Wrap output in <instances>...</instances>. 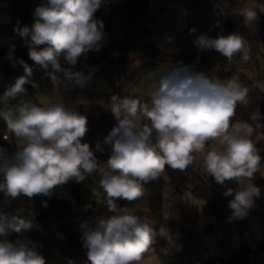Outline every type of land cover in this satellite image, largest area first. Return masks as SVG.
<instances>
[{"label": "clouds", "instance_id": "1", "mask_svg": "<svg viewBox=\"0 0 264 264\" xmlns=\"http://www.w3.org/2000/svg\"><path fill=\"white\" fill-rule=\"evenodd\" d=\"M103 5L104 0H41L31 29L14 28L24 39L29 58L57 90L86 86L90 77L63 67L61 59L75 67L81 56L86 59L90 52L100 50L104 24L95 13ZM231 13L241 17L244 25H255L264 13V2L249 0ZM194 43L201 51L219 52L229 65L237 56L244 62L251 56L249 41L239 33L202 34ZM14 50L11 45L6 58L13 66L22 65L25 74L16 77L0 96V118L6 125L4 140L15 137L20 143L11 158L0 146V193L11 199L51 198L59 185L98 175L95 194L112 215L100 217L81 236L90 264H142L144 256L154 251V224L138 215L137 209L119 207L116 201L141 200L146 194L144 185L163 176L166 166L184 171L195 164L197 156L202 157L206 177L221 186L237 183L235 189L224 192L234 197L228 203L229 221L247 217L261 195L254 180L264 163L252 137L255 129L264 127V116L257 108L250 114L254 124L234 119L238 105L249 103V87L239 75L209 78L191 66L176 65L164 71L149 91L150 105L128 96H112L110 111L116 124L104 140L111 146L110 156L106 164H100L95 151H103L101 143L94 151L82 142L88 131L87 117L63 99L40 104L28 98L26 85L37 88L38 84L31 79L33 69L23 59H14ZM43 206H48L46 201ZM39 228L32 209L0 212V264H45L36 242L7 239L11 233ZM173 247L182 249L168 237L162 251L167 255Z\"/></svg>", "mask_w": 264, "mask_h": 264}, {"label": "trees", "instance_id": "2", "mask_svg": "<svg viewBox=\"0 0 264 264\" xmlns=\"http://www.w3.org/2000/svg\"><path fill=\"white\" fill-rule=\"evenodd\" d=\"M187 6L188 12V29L185 38L183 50L177 55L165 53L156 46H152L145 42L146 39L152 37L155 31L148 28L154 16L151 13V4L149 0H104V5L97 10L95 18L103 21L104 35L108 37V41L102 44L98 52H90L85 59L81 56L75 67H71L61 59L63 67L71 68L73 72H80L85 77H103L108 83V100L111 101L112 96L119 98L131 97L145 102L143 99L134 94V86L139 77L147 70L166 66L172 68L176 65L191 66L197 72H203L209 78L226 79L232 74L239 73V61H241L249 70L253 69L254 75L244 71L239 73L240 79L249 87V103L247 105H238L236 109L235 120H250V114L257 108L262 116H264V13L259 14V20L255 25L246 26L241 17L231 13V9L235 6H243L244 0H183ZM6 3V8L10 11V21L0 23V76L10 78L16 75H24L23 66L18 62L13 66L12 62L6 57L11 45H15L14 59H23L30 67L36 65L28 56V48L24 39L14 31V28L27 26L29 29L35 23L37 17L34 16L35 8L41 3V0H0ZM264 2V0H261ZM195 29V32L192 31ZM239 33L249 41L251 48V56L247 62L235 57L232 64L226 63L221 67L216 66V60L224 57L219 52L201 51L198 49L194 41L202 34L210 37L218 35H228ZM133 49H141L146 52L155 54L158 58L149 63L138 66L131 74L127 82H122L121 76L127 70L128 54ZM116 53V55H114ZM199 59L198 63L197 60ZM35 69V70H36ZM34 72V71H33ZM49 84L53 86L50 78L46 77ZM4 81V80H3ZM54 87V86H53ZM55 88V87H54ZM56 89V88H55ZM57 90V89H56ZM65 104L73 107L80 114L85 115L88 119V131L84 136V140L95 151L97 142H100L103 151H95L98 163L106 164L111 151V146L104 144L105 137L108 135L116 121L111 112L95 107L80 110L77 106V97L80 95L79 86L71 87L68 91L62 92L57 90ZM264 124V119L261 120ZM264 136V127L255 129ZM4 134V133H3ZM0 146L7 149V155L11 158L17 151L18 144L15 141H5L0 137ZM188 174L181 179V182L187 184L193 195L199 199H205L210 212L217 218L232 213L228 207V203L233 196H225L224 192L228 188H220L212 185L204 175L191 165L187 168ZM74 181V180H71ZM167 184L162 178L150 181L144 186L150 192L148 197L150 200V209L153 213L159 215V194L160 190ZM67 188L74 195L78 202V206L73 208L66 198L62 188L57 186L51 198L37 195L31 198L33 210L36 216V222L44 228L43 238L45 240V261L51 258L55 249H58L63 258V264H90L87 258L86 249L82 246L81 230L87 227V219L90 215L103 212L95 208L92 203L86 200V193L83 190L82 182H67ZM181 190L180 186L178 187ZM5 197L0 193V202ZM47 202V207L43 206V202ZM116 203L123 207H132L136 201L129 202L118 199ZM253 208H260L264 211V207L257 200L254 202ZM109 211H106V216ZM58 220L60 238H54L48 229V224ZM162 220L159 221L160 225ZM247 219L236 220L235 226L229 235L235 236L244 233L246 230ZM159 224L154 226L156 235L160 230ZM211 227L207 228L210 229ZM201 231V233H206ZM193 234H196L195 231ZM20 234L11 233L10 241L18 239ZM210 264H264V246L260 245L256 251L242 250L235 254L224 256L221 259H215Z\"/></svg>", "mask_w": 264, "mask_h": 264}, {"label": "rangeland", "instance_id": "3", "mask_svg": "<svg viewBox=\"0 0 264 264\" xmlns=\"http://www.w3.org/2000/svg\"><path fill=\"white\" fill-rule=\"evenodd\" d=\"M172 3L167 7L163 14H155L154 28L156 33L155 39H159L162 45L172 42L174 39L178 40L182 46L185 44V38L188 29V12L187 6L183 0H166ZM249 0H244L243 5L248 3ZM151 9L154 12L161 11V6L158 7V0H150ZM7 4L0 2V23L10 21V11L6 8ZM170 38V39H169ZM108 41V37L103 35L101 45ZM2 41H0V44ZM154 46V45H152ZM161 49L159 46L155 45ZM162 50V49H161ZM264 52V48L262 49ZM163 51V50H162ZM165 52V51H164ZM166 53V52H165ZM158 57L141 49H133L128 54L127 70L122 74V82H127L134 70L144 63L153 62ZM199 59L196 63H198ZM171 69L166 66L153 68L145 71L138 79L134 86V94L143 99L145 103L150 105L149 91L153 89L158 82L160 75ZM253 70V69H251ZM35 83L38 84L37 88L31 85H26L28 88V98H32L35 102L46 104L56 99H62L59 92L49 84L43 69L39 66L34 72ZM263 87V86H262ZM80 89V95L77 97V106L80 110H86L92 107L95 109L110 111L111 101L108 100V83L103 77L91 76L86 83V86ZM4 92V81L0 76V96ZM2 107V105H0ZM6 132V125L2 118H0V137ZM253 142L256 147L260 149L262 163H264V136L260 132L253 133ZM11 141L18 142L15 137L10 138ZM82 142H86L84 137ZM87 143V142H86ZM194 169L198 170L205 176L202 169V157L197 156ZM188 169L180 171L172 169L168 166L165 167V173L162 178L167 184L160 190L159 194V215L155 214L150 209L149 191L145 187L146 194L141 199L136 201L135 205L129 208L130 211L137 209V214L144 217L149 223L154 226L159 224L160 230L154 237L152 249L147 253L142 261V264H210L215 259L224 258V256L238 253L242 250L256 251L257 248L264 246V211L260 208H252L246 217L247 225L244 233L240 235H229L230 231L235 226L236 220L229 221L232 213L225 215L222 218H217L213 215L205 199L195 197L192 191L187 187V184L181 182V179L186 177ZM262 174V175H261ZM256 174L254 183L261 190V195L256 200L261 206L264 207V169L262 172ZM86 177L83 181V190L86 193V200L92 203L95 208L103 212L92 214L87 219V227L82 229L83 232L87 228H94L98 219L106 216L107 207L101 202V196L96 195L98 191L99 176L93 174ZM206 177V176H205ZM210 180L212 185L220 188L237 187L235 181H229L225 186L218 185L214 178L211 176L206 177ZM75 181V180H74ZM74 181H69L73 182ZM180 186L181 190L178 189ZM62 188L66 198L73 208L78 206V202L71 192L65 188V185H59ZM118 204V203H117ZM119 207H122L118 204ZM33 210L31 198L20 196L16 199H4L0 202V212L9 213L16 212L17 210ZM109 211V210H108ZM26 211H21V215H26ZM109 215L112 213L109 212ZM162 220L160 225L159 221ZM59 221L53 220L48 224V229L54 238H60ZM39 230H30L19 235L18 239H30L37 243L39 253L44 256L45 240L43 238L44 228L39 225ZM211 227L210 229H207ZM163 229V233L161 232ZM206 233H201V231ZM195 231L196 234H193ZM11 234L7 237L10 238ZM168 237H171L176 243L182 245L180 251L175 248L169 249L167 255L164 254L162 249L168 246ZM17 240V239H16ZM15 241V240H14ZM159 258V259H158ZM45 264H63L62 254L58 249H55L51 258L45 261ZM84 264H87L86 262Z\"/></svg>", "mask_w": 264, "mask_h": 264}, {"label": "crops", "instance_id": "4", "mask_svg": "<svg viewBox=\"0 0 264 264\" xmlns=\"http://www.w3.org/2000/svg\"><path fill=\"white\" fill-rule=\"evenodd\" d=\"M157 5H158V7L161 6V11H160V13L159 12L157 13V12H154L153 9H151V13L154 16V19H153V21L150 24H148V28L154 30L155 33H156V30H155V28L153 26L155 21H156L155 14H158V15L163 14V12H165L166 8L170 7L172 5V3L169 2V1H166V0H158V4ZM145 42L147 44H150V45L159 46L163 51H165L166 53H168L170 55H177V54H179L181 52V49H182V46H181L180 42L178 40H176V39H174L170 43L162 45L160 43L159 39H155V36L153 35L152 37L146 39ZM183 48H184V45H183Z\"/></svg>", "mask_w": 264, "mask_h": 264}, {"label": "built area", "instance_id": "5", "mask_svg": "<svg viewBox=\"0 0 264 264\" xmlns=\"http://www.w3.org/2000/svg\"><path fill=\"white\" fill-rule=\"evenodd\" d=\"M226 63H228L226 57H222V58H219V59L216 60V66H217V67H221V66L225 65ZM238 65H239V73H240V72L247 71V72L252 73L253 75L255 74L254 71L249 70V69H248V68H247V67H246L241 61H239V64H238ZM31 68L33 69V71H35V69H36L35 66H32ZM239 73L236 74V75H239ZM18 76H21V75L12 76V77H10V78H4V79H3V80H4V90L7 88V86H8L9 84L14 83L16 77H18ZM31 79H32L33 81H35V75H34V73H33V76H32ZM262 93L264 94V87H262ZM4 135H5V133L3 134V137H4ZM3 139H4V138H3ZM91 177L94 178L93 175H92ZM195 264H200V263H199V262H196Z\"/></svg>", "mask_w": 264, "mask_h": 264}, {"label": "water", "instance_id": "6", "mask_svg": "<svg viewBox=\"0 0 264 264\" xmlns=\"http://www.w3.org/2000/svg\"><path fill=\"white\" fill-rule=\"evenodd\" d=\"M260 62L264 63V60H263V59H261V60H260Z\"/></svg>", "mask_w": 264, "mask_h": 264}]
</instances>
